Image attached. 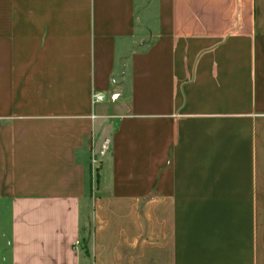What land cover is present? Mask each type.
I'll list each match as a JSON object with an SVG mask.
<instances>
[{
    "label": "crops",
    "instance_id": "crops-1",
    "mask_svg": "<svg viewBox=\"0 0 264 264\" xmlns=\"http://www.w3.org/2000/svg\"><path fill=\"white\" fill-rule=\"evenodd\" d=\"M0 264H264V0H0Z\"/></svg>",
    "mask_w": 264,
    "mask_h": 264
},
{
    "label": "rangeland",
    "instance_id": "rangeland-1",
    "mask_svg": "<svg viewBox=\"0 0 264 264\" xmlns=\"http://www.w3.org/2000/svg\"><path fill=\"white\" fill-rule=\"evenodd\" d=\"M111 128H112V123H109L108 129H111ZM104 157H105V154L99 155L97 157V161L95 163H92V161H91L92 156L90 157L91 166H89V174H88V178H87V188L90 191L92 190V192L94 191V188L96 186V182L103 180L104 176L101 178L102 173L99 170H100V163L102 162V158H104Z\"/></svg>",
    "mask_w": 264,
    "mask_h": 264
},
{
    "label": "built area",
    "instance_id": "built-area-1",
    "mask_svg": "<svg viewBox=\"0 0 264 264\" xmlns=\"http://www.w3.org/2000/svg\"><path fill=\"white\" fill-rule=\"evenodd\" d=\"M102 98H103V94L101 92L94 91L92 93L91 99L93 104L101 101ZM107 150H108V141L104 140L98 151L95 154H92V159H91L92 163H95L97 161V157L99 155H104L107 152ZM78 243H79L78 241H75L74 246H76Z\"/></svg>",
    "mask_w": 264,
    "mask_h": 264
}]
</instances>
